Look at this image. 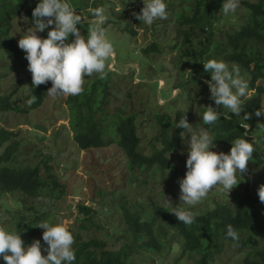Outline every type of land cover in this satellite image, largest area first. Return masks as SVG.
I'll list each match as a JSON object with an SVG mask.
<instances>
[{"label":"trees","instance_id":"obj_1","mask_svg":"<svg viewBox=\"0 0 264 264\" xmlns=\"http://www.w3.org/2000/svg\"><path fill=\"white\" fill-rule=\"evenodd\" d=\"M99 1L102 0H70L75 10ZM165 2L167 18L156 20L151 28L153 31L162 28L168 36L170 33L175 34L170 44L174 46L172 49L185 51L188 58H184L182 62L186 59L194 60V71L190 77L181 81L178 86L181 94L176 98L185 97L184 100L191 106L188 110L175 109L177 101L175 106L167 105V110L162 106L161 111H147V103L130 102L133 101L131 93L123 97L115 92L117 83L114 81L117 75L108 69L106 76L96 74L94 78L88 77L89 82L82 88V92L69 96L66 101L71 111L75 143L82 151L118 146L127 157L131 173L150 171L155 177L171 170L174 168L172 156L178 154L183 145L180 133L185 131L175 128V123H179L184 116L191 122L196 99L189 93L192 91L191 85L195 84L206 86L198 95L221 113L220 120L215 124L205 125L202 116L208 107L206 106L201 110L200 126L209 131L216 146L229 149L232 147L231 142L243 138L247 132L246 139L251 142L258 141L254 144L253 158L243 176L237 174L240 183L235 187L233 194L228 196L222 191H217L224 194L226 202L219 201L210 207L202 206L199 210H191L195 216V222L191 225L183 224L171 213L173 207L177 206L190 210L183 205L164 207L154 204L141 210L134 206L133 212L128 204H123L119 208L122 215L119 228H109L106 239L89 238L81 232L70 231L74 237V264H133V257L137 253L166 255L174 249L176 243L182 244L185 256L196 255L198 264H214L216 257L225 251L227 244L234 245L244 253L241 264H264V246L260 245L264 237V203L260 202L258 196L262 181L258 178L251 181L249 178L252 165H260L264 161V117L255 115L261 105H264V85L260 84L264 82V0L244 1L246 17L237 25H230V29H225L223 25L224 22L227 25L232 23L231 19L227 18L228 15L221 14L224 0H194L191 5L183 3L182 0ZM36 5L37 0H0V54H6L15 70L24 73L26 94V108L15 103L19 90L11 94H0V113L31 114L43 106L48 90L52 87L51 82L33 87L32 74L28 71L29 62L25 59L26 53L18 47V42L12 34L14 21L21 16L26 17L34 26L32 13ZM142 7L141 0L138 8L121 14V18L127 22V33L133 38L138 36L139 30L147 26L141 25L133 15L140 13ZM133 26L140 28L134 30ZM91 27V22L85 23L82 20L78 25L85 37ZM48 31L49 29L44 31V38H47ZM197 36L202 37L200 51L195 48L194 39ZM162 37L156 36L159 41ZM168 46L155 42L144 48L143 54L148 58L162 55ZM181 54L186 57L184 53ZM213 59L230 65L229 70L238 69L240 77L248 83L249 91L255 92L252 96L242 99L241 116L224 111L222 106L215 105L210 98V89L205 81L211 80V74L204 70L202 63ZM121 100H124L122 105L119 104ZM127 105L134 110L129 111ZM222 113L231 116V119H225ZM247 114H250V117L245 121L243 116ZM144 115L156 122L152 127L156 137L151 140L149 152L143 149L141 139L140 124L144 122L139 123V119ZM241 124L250 127L251 131L244 129ZM21 147L22 141L18 139L17 132L0 126V227L20 233L25 244L31 245L40 235L39 225L47 215L34 206L28 207L25 213L12 208L4 201L10 195L16 200L20 199L21 204L34 199L55 202L63 197L65 190L58 174L47 160H39L36 166H19L17 162ZM51 161L52 157L50 163ZM105 195L100 194L102 198ZM79 210L83 228L92 226L102 230V227L93 221L95 213L92 208L81 204ZM32 213L35 215L32 216ZM229 224L238 231V243L226 236ZM42 255L47 253L42 252ZM0 264H4L2 259Z\"/></svg>","mask_w":264,"mask_h":264},{"label":"rangeland","instance_id":"obj_2","mask_svg":"<svg viewBox=\"0 0 264 264\" xmlns=\"http://www.w3.org/2000/svg\"><path fill=\"white\" fill-rule=\"evenodd\" d=\"M140 1L102 0L96 4H88L89 6L83 5L75 10L76 14L81 16V20L87 23L91 22L92 19L89 9H104L106 23L103 27L106 37L113 45L115 55L105 62V71L98 74V76H106L108 69L112 70L117 75L114 81L117 83L116 88L114 87L115 92L123 97L131 93L133 101L130 102L147 103V111L158 112L162 110V106L167 110V105L175 106L177 101L175 109L188 110L191 105L184 100L185 97L176 98L181 94V89L178 88L181 81L189 77L188 72L192 73L194 71L192 67L194 60L186 59L182 62L188 56H186L185 51L172 49L174 46L170 44H172L175 34L170 33L168 36L164 34L162 28L153 31L152 25L146 26L145 29L139 30L138 36L135 38L127 33V22L121 18V14L124 15L134 8H138ZM193 1L182 0L183 3L186 2L189 5ZM244 1L246 0H238L236 11L228 14V16L226 15L232 23L227 25L224 22L225 29H230V25H237L244 21L247 14L243 5ZM178 4L180 5L181 1ZM32 27L34 26L24 16L15 19L13 37L18 42L24 32ZM38 35L44 38V32L38 33ZM156 36L162 37V39L159 41ZM201 38V36H197L194 39L195 48L199 51L202 46L200 44ZM72 39L74 37L69 40ZM155 42L162 46L169 45L165 49V53L153 55L152 58L144 56L143 49ZM181 52L186 57H182ZM227 66L229 68L230 65ZM95 75L96 73L92 75V78ZM24 79V73L15 70L8 56L4 53L0 54V94H11L19 90L15 103L26 108ZM89 79L88 77L84 78L82 88L88 84ZM156 83H158V86H156ZM260 84L264 85V82H260ZM204 88H206L205 85L196 86L194 84L191 85L192 91L189 93L196 99L190 124H192L193 130L197 132L202 128L199 124L201 110L209 106V102L204 101L198 95ZM174 92L175 95H173ZM254 93V91H249V94L244 98H248ZM68 97L64 95L47 96L43 106L31 114L0 113V126L17 132L18 139L22 141L17 164L19 166H36L39 160H47L58 174V179L65 190L63 197L55 202L34 199L21 204L20 199L16 200L9 195L4 203L25 213L28 207L34 206L36 209H40L43 212L42 214L47 215L43 223L55 225L66 221L65 226L70 231L81 232L85 237L100 239H106V235L110 231L109 228H119L122 218L119 208L123 204H128L133 212L134 206L141 210L143 208L148 209L154 204L164 207L181 204L179 181L185 177L187 172L186 161L188 158L187 145L184 140L181 151L172 156L173 169L166 170L162 174L159 173L155 177L150 171L131 173L128 168L127 157L118 146H110L107 149H91L89 151L79 149L74 141L71 111L66 102ZM123 102L124 100H121L119 104L122 105ZM115 105L117 106L116 102ZM127 109L129 111L134 110L130 105H127ZM223 109L230 113L229 109ZM230 114L235 115L234 113ZM142 122L144 123L140 124V127L143 149L149 152L151 140L156 137L152 129L156 122L147 115L139 119V123ZM147 128L149 129L146 130ZM248 130L251 131V128L248 127ZM187 138L190 137L185 135V139ZM212 150L224 152L225 154L230 152V149L224 146H216ZM182 152L184 154H181ZM262 154L264 155V152ZM51 157L52 161L50 163ZM249 178L251 181L255 178L261 179L262 185H264V161L260 165H252ZM234 189L229 195L233 194ZM217 191L220 190L217 188L210 190L207 196L195 206L181 205L190 210H199L202 206L210 207L219 201L226 202L224 194L217 193ZM100 194L106 195L102 198ZM166 197L170 203L166 202ZM81 204H85L94 210L93 221L100 225L102 230H97L92 226L82 227L80 223L82 216L79 210ZM34 215L35 213H32V216ZM44 231L40 228V235L35 239L41 241L42 252H44L43 248L47 247L42 240ZM260 245L264 246V237L261 239ZM196 258L197 256L194 254L185 256L182 251V244L176 243L174 249L167 252L166 255L137 253L133 257V264H198ZM243 259V252H240L234 245L227 244L225 251L216 257L214 264H241Z\"/></svg>","mask_w":264,"mask_h":264},{"label":"clouds","instance_id":"obj_3","mask_svg":"<svg viewBox=\"0 0 264 264\" xmlns=\"http://www.w3.org/2000/svg\"><path fill=\"white\" fill-rule=\"evenodd\" d=\"M143 7L140 13H133L141 25L151 26L158 19H166L167 4L165 0H142ZM238 7V0H224L221 14L234 13ZM91 15V27L85 37L81 34L78 25L81 16L76 14L70 0H37L33 9L34 27L29 28L18 41V47L26 55L29 62L28 71L32 74L33 87L51 82L52 87L47 96H74L82 92L85 77H91L94 73L105 71L106 61L115 55L112 43L106 37L103 25L106 16L103 8L88 10ZM134 27V30L140 27ZM50 29L47 38H41L38 33ZM69 37L74 39L69 40ZM204 70L211 74V80H206L210 89V98L215 105L230 110L236 116H241L242 98L249 94V85L240 77L238 69L229 70L223 61L208 60L203 62ZM189 77L191 73L188 72ZM179 91V90H177ZM176 93L174 92L173 95ZM31 103V101H29ZM221 113L217 109L208 106L204 111L202 120L205 125H213L220 120ZM225 119L231 116L223 114ZM257 117H264V105L255 112ZM250 114L243 116L246 121ZM188 122L187 116L175 123V128L184 129L180 133L187 145V172L179 181L181 204L189 206L197 205L207 196L210 190H218L229 193L240 183L238 173L243 176L255 151L254 142L245 137L237 138L232 143L228 154L215 152L216 147L209 131L201 128L194 131ZM244 129H248L241 124ZM185 135L187 138L185 139ZM181 154H184L183 152ZM258 196L264 203V185L258 188ZM166 202L169 199L166 197ZM180 204V205H181ZM185 225L195 222V216L191 210L181 207H173L171 212ZM66 221L49 225L41 222L39 228L44 229L42 240L47 247L42 255V243L34 240L31 245H26L21 239L20 233L9 231L0 227V259L4 264H74L76 260L73 249L74 237L65 226ZM227 238L239 242L238 231L229 224L226 231Z\"/></svg>","mask_w":264,"mask_h":264}]
</instances>
